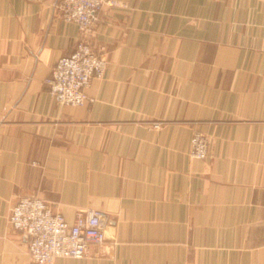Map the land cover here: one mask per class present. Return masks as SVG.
Returning <instances> with one entry per match:
<instances>
[{
	"label": "crops",
	"instance_id": "crops-1",
	"mask_svg": "<svg viewBox=\"0 0 264 264\" xmlns=\"http://www.w3.org/2000/svg\"><path fill=\"white\" fill-rule=\"evenodd\" d=\"M57 1L0 0V264H38L9 222L32 196L110 214L106 245L52 264H264V0H117L78 107L45 82L81 37Z\"/></svg>",
	"mask_w": 264,
	"mask_h": 264
},
{
	"label": "built area",
	"instance_id": "built-area-1",
	"mask_svg": "<svg viewBox=\"0 0 264 264\" xmlns=\"http://www.w3.org/2000/svg\"><path fill=\"white\" fill-rule=\"evenodd\" d=\"M117 0H58L56 8L63 21L74 23L81 33L70 53L52 67L46 85L58 105L87 106L94 102L88 94L92 81L103 78L108 61L94 48L90 39L100 13L116 7ZM154 123L153 128H158ZM210 138L201 130L194 131L190 155L206 160ZM9 222L15 231L30 240L28 254L38 264H52L62 257L89 258L95 247L106 245L110 231V214L101 209L78 210L73 223L41 197H21L11 208ZM116 244L112 240L110 247Z\"/></svg>",
	"mask_w": 264,
	"mask_h": 264
}]
</instances>
